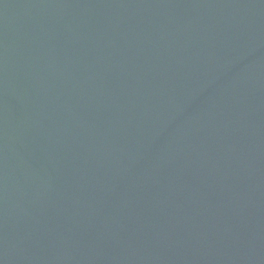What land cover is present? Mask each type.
Masks as SVG:
<instances>
[{"label":"water","instance_id":"1","mask_svg":"<svg viewBox=\"0 0 264 264\" xmlns=\"http://www.w3.org/2000/svg\"><path fill=\"white\" fill-rule=\"evenodd\" d=\"M0 264H264V0H0Z\"/></svg>","mask_w":264,"mask_h":264}]
</instances>
